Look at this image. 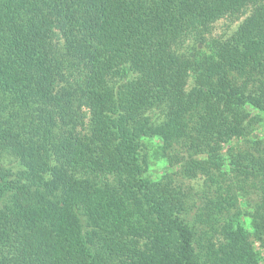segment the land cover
<instances>
[{"label": "trees", "instance_id": "obj_1", "mask_svg": "<svg viewBox=\"0 0 264 264\" xmlns=\"http://www.w3.org/2000/svg\"><path fill=\"white\" fill-rule=\"evenodd\" d=\"M262 112L264 0H0V264H263Z\"/></svg>", "mask_w": 264, "mask_h": 264}, {"label": "rangeland", "instance_id": "obj_2", "mask_svg": "<svg viewBox=\"0 0 264 264\" xmlns=\"http://www.w3.org/2000/svg\"><path fill=\"white\" fill-rule=\"evenodd\" d=\"M242 19L243 17L241 16V18L224 17L218 20L213 26V31H212L213 35L215 36L230 35L237 28L238 24L242 21ZM260 116H261V120L256 124V128L253 132V136L258 138L259 137L264 138V112L260 113ZM158 143H159L158 139H152L146 141V145H147L146 152L148 153L150 159L148 175L157 178L166 172L169 171L174 172L177 183L183 185L184 188L188 190L190 197L188 205L190 211H192V213L195 212L199 206L204 205V202L206 200L202 198L203 196L204 198L205 195L214 197L212 195L213 194L212 190L216 188V185L207 186L204 182L203 176H198L197 178H186V177L183 178L181 173L178 172L179 164L171 166L168 164V162L165 159H163V157H159L158 155H155L154 150L157 148ZM234 143L237 144L239 143V141L235 139ZM234 143L231 142L230 145ZM242 143H244L243 140ZM239 144H241V142ZM227 147L228 145L227 146L225 145L224 150H226ZM11 160H13V156L8 155L6 161L12 164ZM229 191L231 193L239 192V194L244 192L241 191L238 188V186H236L235 184H232L229 187ZM250 191H251L250 193L249 191L247 193L246 192L243 193L244 198L241 199L239 207L245 214L242 215L243 221L245 222L246 226L252 230L251 218L248 214L254 211L255 203L258 200L257 198L258 195L257 192H255L254 188H251ZM256 246L261 251V256H262L261 262L264 264V247L260 245L259 241L256 243Z\"/></svg>", "mask_w": 264, "mask_h": 264}]
</instances>
